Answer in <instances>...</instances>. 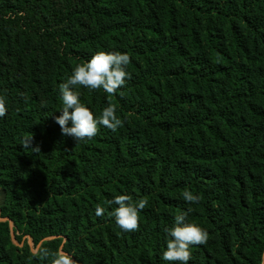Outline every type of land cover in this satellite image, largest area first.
I'll list each match as a JSON object with an SVG mask.
<instances>
[{
  "label": "trees",
  "instance_id": "trees-1",
  "mask_svg": "<svg viewBox=\"0 0 264 264\" xmlns=\"http://www.w3.org/2000/svg\"><path fill=\"white\" fill-rule=\"evenodd\" d=\"M98 51L127 53L131 79L74 90L122 126L77 143L55 122L59 85ZM0 96V264H50L41 247L179 264L165 230L189 208L208 241L188 264H264V0H0ZM116 195L147 198L138 231L116 225Z\"/></svg>",
  "mask_w": 264,
  "mask_h": 264
},
{
  "label": "clouds",
  "instance_id": "clouds-1",
  "mask_svg": "<svg viewBox=\"0 0 264 264\" xmlns=\"http://www.w3.org/2000/svg\"><path fill=\"white\" fill-rule=\"evenodd\" d=\"M130 56L121 52H96L89 61L78 64L73 69L72 75L59 85L60 100L62 108L59 110L61 115L55 117V122L60 126L63 135L72 137L77 143L86 139H92L98 133V125L115 132L122 126V120L117 116L115 105L109 104L102 110L99 119L94 113L80 101V94L74 89L83 86L90 90L102 88L107 94L114 95L117 89L125 85L126 80L131 79V74L126 70L130 63ZM71 110V111H70ZM7 113L5 98L0 96V118ZM71 121V126L69 125ZM33 137H25L22 145L28 148ZM32 151L39 153L40 148L36 146ZM183 199L190 204L199 203L200 197L193 195L192 192L185 190ZM115 204L111 213L116 225L124 232H135L139 230V211L148 205L147 198H141L136 202L128 195H116L113 200L108 202ZM180 212L175 216V226L166 229L167 241L166 250L162 254V259L169 262H179L188 264L192 258L190 246L203 245L208 241V232L195 223H185L188 212ZM105 209L97 206L95 214L103 216ZM39 255L43 259L53 256L50 264H76L72 256L58 250L50 253L47 248H40Z\"/></svg>",
  "mask_w": 264,
  "mask_h": 264
},
{
  "label": "rangeland",
  "instance_id": "rangeland-1",
  "mask_svg": "<svg viewBox=\"0 0 264 264\" xmlns=\"http://www.w3.org/2000/svg\"><path fill=\"white\" fill-rule=\"evenodd\" d=\"M2 201H3V196L2 193L0 192V205L2 204Z\"/></svg>",
  "mask_w": 264,
  "mask_h": 264
}]
</instances>
